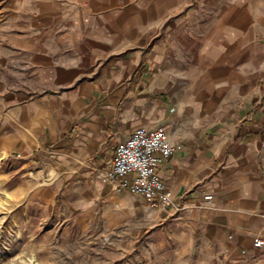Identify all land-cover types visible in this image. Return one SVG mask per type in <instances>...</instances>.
<instances>
[{
    "label": "crops",
    "instance_id": "0c3cea01",
    "mask_svg": "<svg viewBox=\"0 0 264 264\" xmlns=\"http://www.w3.org/2000/svg\"><path fill=\"white\" fill-rule=\"evenodd\" d=\"M233 4L242 15L231 39L218 0H0V160L18 163L25 184H46L47 202L118 205L200 241L209 264H264L254 246L264 240V44L250 36L264 29V0ZM200 22L256 69L226 89L232 115L196 127L203 91L189 93L171 59ZM159 125L182 149L158 169L171 204L154 208L104 178L120 143Z\"/></svg>",
    "mask_w": 264,
    "mask_h": 264
},
{
    "label": "rangeland",
    "instance_id": "374dc122",
    "mask_svg": "<svg viewBox=\"0 0 264 264\" xmlns=\"http://www.w3.org/2000/svg\"><path fill=\"white\" fill-rule=\"evenodd\" d=\"M218 1L230 8L223 13L227 20L221 30L232 39L239 31L234 19L242 14L234 10L235 0ZM213 10L215 21L220 14L217 6ZM212 24L206 29L201 22L194 26L171 59L173 63L176 60L179 81L188 84L189 93L198 95L197 87L203 91L196 102L203 120L195 116L196 127L232 115V108L223 103L226 89L233 88L241 74L250 78L256 69L249 60H237L244 56L238 43H217L219 28ZM253 29L250 36L264 44V29ZM219 47L226 49L223 56H219ZM260 54L263 56L264 50ZM263 64L260 60L259 72ZM11 159L0 160V264H209L215 259L202 252L200 241L176 237L169 228L149 226L142 215L118 205L84 206L75 212L56 200L47 202L41 198L46 184H25L29 175H18L20 166ZM189 245L194 249L188 252Z\"/></svg>",
    "mask_w": 264,
    "mask_h": 264
},
{
    "label": "built area",
    "instance_id": "2783aa9c",
    "mask_svg": "<svg viewBox=\"0 0 264 264\" xmlns=\"http://www.w3.org/2000/svg\"><path fill=\"white\" fill-rule=\"evenodd\" d=\"M180 144L171 142L169 128L159 125L139 127L116 148V156L105 182H118L119 189L143 197L152 207L171 204V192L158 173L160 166L176 151ZM205 200H212L206 196ZM257 249L264 247V240L254 242Z\"/></svg>",
    "mask_w": 264,
    "mask_h": 264
},
{
    "label": "bare ground",
    "instance_id": "6f19581e",
    "mask_svg": "<svg viewBox=\"0 0 264 264\" xmlns=\"http://www.w3.org/2000/svg\"><path fill=\"white\" fill-rule=\"evenodd\" d=\"M50 179H52V176L50 177Z\"/></svg>",
    "mask_w": 264,
    "mask_h": 264
}]
</instances>
